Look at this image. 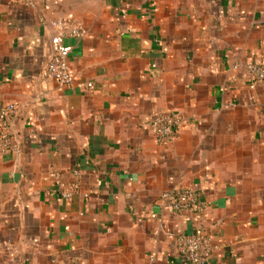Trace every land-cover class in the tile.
<instances>
[{
	"label": "crops",
	"instance_id": "crops-1",
	"mask_svg": "<svg viewBox=\"0 0 264 264\" xmlns=\"http://www.w3.org/2000/svg\"><path fill=\"white\" fill-rule=\"evenodd\" d=\"M73 82L44 78L51 24ZM264 0H0V102L18 110L0 156V264H175L174 238L211 237L208 264H264ZM91 84V88L87 87ZM184 122L157 145L147 122ZM86 199L61 201L53 174ZM200 220L164 210L179 183Z\"/></svg>",
	"mask_w": 264,
	"mask_h": 264
},
{
	"label": "built area",
	"instance_id": "built-area-1",
	"mask_svg": "<svg viewBox=\"0 0 264 264\" xmlns=\"http://www.w3.org/2000/svg\"><path fill=\"white\" fill-rule=\"evenodd\" d=\"M56 34L50 38V56L44 67L45 79L61 87H68L73 82L68 58L71 47L64 44L65 37L75 39L84 36L83 28L69 20H58L51 24ZM244 71L251 84L264 87V63L247 62ZM91 88V84H87ZM18 110L12 103L0 102V156L16 153L19 143L10 127L11 121L17 116ZM184 118L178 111L166 112L148 120L147 125L157 145H165L174 141L182 128ZM53 193L61 201H68L72 196H79L83 200L87 194L80 189L75 180L65 182L61 173L53 174ZM161 207L171 213L184 214L200 220L208 210V203L197 191L182 185L173 186L160 196ZM174 251L178 262L175 264H208L214 248L211 237L202 231L186 235L179 234L174 238Z\"/></svg>",
	"mask_w": 264,
	"mask_h": 264
}]
</instances>
